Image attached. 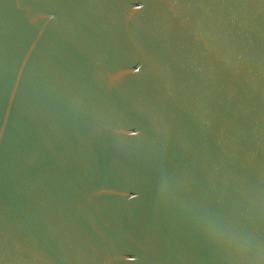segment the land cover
I'll use <instances>...</instances> for the list:
<instances>
[{
    "label": "water",
    "instance_id": "1",
    "mask_svg": "<svg viewBox=\"0 0 264 264\" xmlns=\"http://www.w3.org/2000/svg\"><path fill=\"white\" fill-rule=\"evenodd\" d=\"M0 264H264V0H0Z\"/></svg>",
    "mask_w": 264,
    "mask_h": 264
}]
</instances>
